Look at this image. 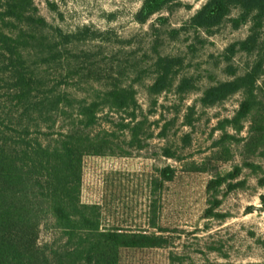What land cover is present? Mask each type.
<instances>
[{"label":"trees","instance_id":"16d2710c","mask_svg":"<svg viewBox=\"0 0 264 264\" xmlns=\"http://www.w3.org/2000/svg\"><path fill=\"white\" fill-rule=\"evenodd\" d=\"M173 1L179 0H142L135 20L143 24ZM233 10L237 14L230 17ZM227 20L234 29L248 24V34L224 49L230 78L207 86L200 102L212 106L236 93L242 98L234 115L218 122L221 135L210 154L187 169L212 173L207 218L220 204L217 190L225 183L240 185L231 181L243 169L262 170L252 157L264 159V0H206L183 27L210 34ZM95 41L129 40L92 25L66 32L49 25L33 0H0V264H119L123 249L167 243L161 234L107 227L101 221V175L133 164V150L144 147L146 121L138 119L135 89L125 82V72L102 68L92 50L74 49ZM238 52L252 57L241 73L231 64ZM156 57V77L149 86L153 94L172 85L170 75L180 63ZM191 86L183 78L178 89ZM104 111L120 116L117 129H95ZM246 121L247 134L239 136ZM159 135L165 137V128ZM184 141L189 142L187 134ZM231 146L240 147L241 162L216 171L218 163L232 159ZM162 155L180 160L167 146ZM175 172L172 166L157 169L158 181H170ZM258 184L263 186L264 179ZM259 198L264 208V195ZM42 225L58 237L40 242Z\"/></svg>","mask_w":264,"mask_h":264},{"label":"rangeland","instance_id":"374dc122","mask_svg":"<svg viewBox=\"0 0 264 264\" xmlns=\"http://www.w3.org/2000/svg\"><path fill=\"white\" fill-rule=\"evenodd\" d=\"M38 14L49 25L66 32L83 25L99 30H112L128 43H80L79 50H92L101 66L124 71V80L132 84L138 104V119H145L142 150H133V164L124 169H105L101 175V221L104 226L125 230H142L161 234L163 247L123 249L119 264H264V208L259 196L264 195V159L252 157L261 165L256 173L243 169L228 188L225 183L216 192L220 204L216 215L205 217L209 206L206 186L209 172H191V162H200L212 150L221 135L216 129L224 118H231L239 106L241 93L222 102L205 106L200 102L203 90L220 80L229 79L223 60L224 49L248 34L249 25L232 28L225 21L212 33L183 27L206 0L173 1L141 24L135 20L142 0H33ZM175 2H180L175 4ZM233 10L230 17L236 16ZM184 28V29H183ZM264 29V27H263ZM99 45V46H98ZM180 59L170 75L172 85L159 94L150 93L156 77V56ZM252 57L238 52L231 64L243 71ZM183 78L192 86L178 89ZM84 96V91L77 93ZM192 107V109H190ZM99 114L96 130L117 129L119 115ZM190 116L191 124H186ZM244 123L239 136L247 134ZM165 128V137H160ZM229 133H234L227 128ZM120 134V133H118ZM189 142L184 141L185 135ZM170 147L180 158L162 155ZM240 147L231 146L230 161L217 164L225 172L241 162ZM172 166L176 172L170 181H158L157 169ZM56 237L52 229L41 226L39 241ZM58 237V236H57ZM56 237V238H57Z\"/></svg>","mask_w":264,"mask_h":264}]
</instances>
